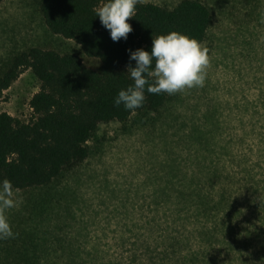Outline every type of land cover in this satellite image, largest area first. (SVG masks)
<instances>
[{
	"label": "rangeland",
	"instance_id": "374dc122",
	"mask_svg": "<svg viewBox=\"0 0 264 264\" xmlns=\"http://www.w3.org/2000/svg\"><path fill=\"white\" fill-rule=\"evenodd\" d=\"M139 1L173 8L181 0ZM201 1L214 15L203 42L210 57L204 85L168 94L159 111L100 124L83 163L49 186L18 190L19 202L6 210L15 235L0 239V263L9 247L32 246L44 264H176L170 248L201 249L208 262L199 255L195 264H264V209L245 205L264 191L256 187L264 185V0ZM32 46L76 52L88 67L101 65L50 31L37 0H4L0 67ZM40 86L26 69L5 91L0 113L29 121ZM231 174L258 193L239 188ZM228 183L238 186L243 205L233 217L247 212L257 226L248 245L226 230L202 235L212 219L192 199Z\"/></svg>",
	"mask_w": 264,
	"mask_h": 264
},
{
	"label": "trees",
	"instance_id": "16d2710c",
	"mask_svg": "<svg viewBox=\"0 0 264 264\" xmlns=\"http://www.w3.org/2000/svg\"><path fill=\"white\" fill-rule=\"evenodd\" d=\"M3 1L0 0V5ZM37 3L50 31L75 41L86 56L98 58L101 65L97 69L88 67L76 52L61 53L53 48L32 46L13 54L0 67V100L26 69L31 68L41 83L30 100L33 115L29 121L8 112L0 113V181L7 178L16 190L49 186L64 171L83 163L90 154L88 141L100 124L126 122L136 112L159 111L169 99L166 92L157 94L145 89V100L135 111L114 103L119 90L134 83L127 71L129 64L135 66V61L129 60V50H150L152 36L172 30L204 42L214 20L212 9L201 0H181L173 8L139 1L135 16L128 18L132 31L127 39L113 41L110 30L101 24L95 11L104 0H37ZM153 80L154 77L149 78V82ZM229 179L237 183L235 174ZM241 181L247 182L244 188ZM237 184L252 195L258 193V188L254 192L248 188L254 186L244 178ZM237 187L228 183L220 186L213 196L192 199L201 213L212 219L202 225L205 238L226 230L227 235L248 245L258 231L253 229L257 226L251 223L247 212L233 217L243 210ZM256 187L264 190L261 181L256 182ZM251 197L246 201V211L254 206L259 211L264 209V191L262 196H256L252 206ZM177 238L173 236L171 242L176 247ZM172 249L178 254L176 264H195L200 262L199 255L208 262L201 249L185 253L186 248ZM9 250L0 264H44L32 246Z\"/></svg>",
	"mask_w": 264,
	"mask_h": 264
},
{
	"label": "clouds",
	"instance_id": "9594fccd",
	"mask_svg": "<svg viewBox=\"0 0 264 264\" xmlns=\"http://www.w3.org/2000/svg\"><path fill=\"white\" fill-rule=\"evenodd\" d=\"M139 0H104L95 9L101 24L110 30L113 41L127 39L132 31L128 18L134 17ZM127 71L134 83L119 90L114 97L115 105L135 111L145 100V89L151 93H176L185 88L202 87L206 79V68L210 62L209 49L193 36L172 30L153 38L150 50H129ZM154 77L152 82L149 78ZM17 191L7 178L0 181V239L13 237L15 233L6 215V210L19 202Z\"/></svg>",
	"mask_w": 264,
	"mask_h": 264
}]
</instances>
